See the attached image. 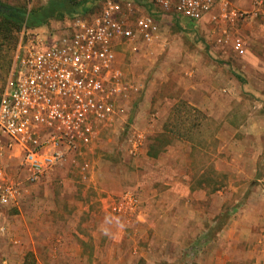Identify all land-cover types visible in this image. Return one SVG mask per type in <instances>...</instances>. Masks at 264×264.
Masks as SVG:
<instances>
[{
	"label": "rangeland",
	"instance_id": "1",
	"mask_svg": "<svg viewBox=\"0 0 264 264\" xmlns=\"http://www.w3.org/2000/svg\"><path fill=\"white\" fill-rule=\"evenodd\" d=\"M0 2L29 13L47 1ZM166 18H157V43L119 49V68L133 87L127 117L77 167L27 186L18 207L0 212V264H217V240L231 250L232 238L248 236L231 220L264 215V0H216L195 24ZM24 27L0 16V90ZM151 116L160 128L130 155L127 138L132 131L145 137L139 124ZM190 144L192 175L177 178L170 165ZM5 163L16 177L17 160ZM125 193L139 208L114 214ZM185 198L208 216L190 233L174 219ZM223 227L227 239H218Z\"/></svg>",
	"mask_w": 264,
	"mask_h": 264
},
{
	"label": "built area",
	"instance_id": "2",
	"mask_svg": "<svg viewBox=\"0 0 264 264\" xmlns=\"http://www.w3.org/2000/svg\"><path fill=\"white\" fill-rule=\"evenodd\" d=\"M215 1L97 0L100 8L84 17L24 27L0 92V212L18 207L27 186L77 167L82 153L127 117L133 87L119 68L122 46L135 51L139 44L157 43L162 35L157 18L195 24ZM234 49L243 51L239 42ZM127 139L128 153L137 156L143 134L132 131ZM7 158L17 160L16 177ZM137 206L136 196L125 193L111 211L126 214Z\"/></svg>",
	"mask_w": 264,
	"mask_h": 264
},
{
	"label": "crops",
	"instance_id": "3",
	"mask_svg": "<svg viewBox=\"0 0 264 264\" xmlns=\"http://www.w3.org/2000/svg\"><path fill=\"white\" fill-rule=\"evenodd\" d=\"M197 107H199V109L202 111L203 110L206 111V108H203L201 105H198ZM140 110L142 111L143 107ZM139 126L142 129L139 131H142L145 135L144 141L145 139L147 141L146 133L151 128H156V129L160 128V123H159V120H156L154 118V116H151L149 122L148 121L142 122L139 124ZM186 150L187 151L184 154L183 159L179 161H176L174 159L173 165L172 166L170 165L171 168L169 169V171L171 172L172 175H175L177 178L181 175L180 171H182V173L185 176L192 175V168L190 166L191 162L189 160V155L192 151V144H190L189 148H187ZM200 169H201V175H203L205 168L201 166ZM183 190H184L183 191L184 193L185 192L189 193L188 189L183 188ZM200 192H203L202 194H204L203 189H201ZM248 205H251V204L248 202ZM252 207L256 209L260 206L258 205L256 206V204H254V206ZM138 208L139 206H137V209ZM175 208L176 209L178 208V211L174 214V219L177 220L176 224L182 223L187 228V232L189 233L191 232V230L194 231L195 225L206 223L208 220L207 213H204L203 211H202L203 214H199L198 216V214L195 212L192 206V200H187L185 198L184 203L181 206L179 205L175 206ZM141 214L142 212L138 210L136 215L141 217ZM143 216L145 217V215ZM231 222H232V225H234L235 223H238V226H242L240 229L242 230L245 229V231L248 232L247 237H242L240 236L241 234H239L238 236L239 237L238 242L243 241V244H244V241H245L246 244L244 245V248L246 250L242 254L240 253V251H238V248H237L238 242H236L237 241L236 238H232L231 240V245H230L231 250H228L227 247L225 248L224 245H220V242L217 240V243L220 246L215 251V259L217 261V264H264V215L255 216V217H244V216L240 217L239 216L238 219H233L231 220ZM216 237L218 239H227L226 238L227 237L226 227H223L221 231H217ZM243 244H242V247H243ZM228 245H229V242H228ZM210 257L211 259H213L212 256Z\"/></svg>",
	"mask_w": 264,
	"mask_h": 264
},
{
	"label": "trees",
	"instance_id": "4",
	"mask_svg": "<svg viewBox=\"0 0 264 264\" xmlns=\"http://www.w3.org/2000/svg\"><path fill=\"white\" fill-rule=\"evenodd\" d=\"M99 1L100 0H98V2ZM95 2H97V0H48L42 6L30 11L26 20L11 19L1 14L0 16L7 22L16 25L23 24L27 29H35L46 26L52 20L63 21L65 19L89 15L100 8L98 3L96 7L92 6ZM149 12H151L150 9Z\"/></svg>",
	"mask_w": 264,
	"mask_h": 264
},
{
	"label": "water",
	"instance_id": "5",
	"mask_svg": "<svg viewBox=\"0 0 264 264\" xmlns=\"http://www.w3.org/2000/svg\"><path fill=\"white\" fill-rule=\"evenodd\" d=\"M0 14L5 15L11 19H17V20L20 19L26 20L29 16L28 12L5 6L1 2H0Z\"/></svg>",
	"mask_w": 264,
	"mask_h": 264
}]
</instances>
